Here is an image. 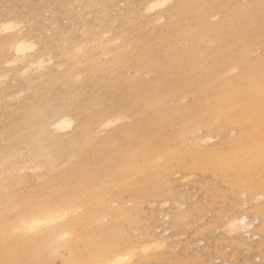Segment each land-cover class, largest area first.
Here are the masks:
<instances>
[{
    "label": "rangeland",
    "instance_id": "374dc122",
    "mask_svg": "<svg viewBox=\"0 0 264 264\" xmlns=\"http://www.w3.org/2000/svg\"><path fill=\"white\" fill-rule=\"evenodd\" d=\"M150 1L0 0V75H8L0 83V232L41 201L54 206L81 191V219L97 211L101 223L92 220L89 237L82 220L69 238L25 243L14 233L13 259L70 264L72 254L91 255L88 247L109 241L140 248L123 264H264L262 166L248 170L264 123L242 115L212 128L194 95L199 84L206 95L220 91L225 78L213 79L214 68L230 70L222 64L231 56L243 60V44L227 49L236 26L247 22L264 35L261 0H173L149 11ZM209 4L210 25L202 21ZM4 21L14 22L13 32L2 31ZM21 37L34 48L9 68ZM263 53L264 43L256 45L226 75L255 71ZM61 115L75 123L64 134L51 126ZM116 116L120 124L101 127ZM241 216L250 233H231L229 221ZM161 238L164 247L144 251ZM5 249L0 238V260Z\"/></svg>",
    "mask_w": 264,
    "mask_h": 264
},
{
    "label": "bare ground",
    "instance_id": "6f19581e",
    "mask_svg": "<svg viewBox=\"0 0 264 264\" xmlns=\"http://www.w3.org/2000/svg\"><path fill=\"white\" fill-rule=\"evenodd\" d=\"M172 1L173 0H151L148 3L147 8L149 11L158 10L162 8L161 5L165 6ZM213 8L214 5L209 4L203 11L202 21L204 22V24L205 23L209 24L207 21V17ZM226 20L228 21V19ZM223 22L227 23L226 21ZM6 23L13 24L14 27L11 28L10 30H5ZM225 23H222L219 29H217V27H213L217 29L214 30V33H216L217 31L218 33H220L224 29V27H226L224 26ZM1 24H2V31L5 32L6 34L13 32V29H15L16 27L14 22L11 21H4ZM255 24L257 25V23ZM252 27L253 26L250 27L247 22L241 23L240 25L235 27L233 34L228 39H226L227 37L225 38L226 42H228V48H227L228 51H232L235 43L243 44V50H242L243 60L240 63H234L235 60L239 57L231 56L230 57L231 59H229L227 63H223L222 66H228V67L231 66L233 69L231 68L230 70L227 71H218L217 68H214L215 75L212 76L213 79L215 77L216 79L222 77L225 78L223 82L219 83V87L222 89L216 93L213 92L212 95L210 94L206 95L208 90L205 89L203 85L199 84V88L194 93L195 102L200 104L201 111L208 113L210 115V119H213L212 122L209 124L212 128H218V122L221 119H231L234 117H240L242 115L245 116L244 119H246V121L253 122L256 127L260 126L259 125L260 122L264 123V91H262V89H264V65H261L258 69L250 73L242 72L240 74H235L231 76H228V74L226 75V73H230V71L242 66L244 62L249 61L251 55L253 54V48L256 45L264 43V35L262 32L258 31L259 27L255 31V33L250 29ZM33 48L34 45L29 40L25 39L24 37L18 39L14 45V53L16 59L12 61H8L6 63L7 66L9 68L14 67V65L20 59L27 58L28 52H30ZM256 60L264 61V53L260 55L259 58H256ZM41 63H42L41 61H39V63L31 62L29 66H34L35 64H41ZM7 76L8 75L6 74L0 75V83L1 80L6 79ZM192 85H193V80L191 79L188 82H186V84L182 88L184 91L187 92L191 89ZM248 94L250 95L251 100L247 99ZM204 95L206 100H200ZM164 102H165L164 100L157 101V103L160 105H164ZM149 104L150 103H146V105ZM220 104L226 105V107L228 108V112L219 111L217 109V106ZM182 106L185 107L186 104H183ZM122 119H123L122 116L108 118L101 123V127L105 129H109L116 124H120L122 122ZM74 125H75L74 120H72V118H70L68 115H61L51 124L53 131L58 134H64L68 132V130L71 129ZM250 149H252L255 152L254 160L251 163V165H249L251 167H249L248 169L249 172L253 174L254 166L256 165L262 166V154H264V139L260 140L259 134L254 135V138L250 143ZM143 162L148 165H152L153 157L150 155H146L143 158ZM242 173L244 172L238 170V174H242ZM252 189H254L253 184H252ZM87 194H88L87 191L74 193L71 196H69V198H71L72 200H67L68 197L62 198L63 201L58 204V200H56L55 203H53L55 204L54 206H48L45 202L41 201L38 206H34L31 208L30 210L31 214L29 216L23 215L22 217L16 219L13 222L14 226L3 231L2 233L0 232V238L3 239L4 241L7 238L8 241L7 244H9L11 237L15 233V226H17L25 218L35 219L40 221L37 232L34 236H29V237L23 236L25 243L28 241H33V243H35L36 241L42 242L45 239V237L52 235L57 240L58 238H62V237L63 238L74 237V234L78 231L77 225L80 220L83 221L82 224L83 230H81V235L89 237L91 233L89 232L88 228L92 220L96 218V215L97 217H99V214L97 211L96 212L89 211L91 218L84 217L81 219V215L78 214L77 208L75 206L76 200L78 201L82 200L85 196H87ZM96 219L99 223L98 224L99 226L101 224L100 220L99 218ZM252 227L253 226L249 223L248 218L246 216H241L237 219H231L229 221V228L231 230V233L236 235H239L241 232L250 233V229ZM64 228L66 230L62 231ZM78 234L79 237L81 238L80 233ZM65 241L67 246L69 247L74 246V244H72L73 243L72 239L69 240L66 239ZM156 241L161 242L163 247L167 243L166 238H161ZM151 243L148 244L150 245ZM148 244L143 246V248H145L144 251H146V249H149ZM72 249L73 248H71L70 250ZM138 249L140 250L139 247L127 248L125 244H115L109 241H104L103 244H96L88 247L89 250L88 253L92 252L91 255L87 253L83 254L82 252L72 254L71 255L72 258L70 259V264H90V262L100 258L109 261L120 260L123 264L126 263L127 261H131L133 259V256H135V254L138 252ZM4 259H13L12 249H10L9 247L5 249L3 260Z\"/></svg>",
    "mask_w": 264,
    "mask_h": 264
},
{
    "label": "snow or ice",
    "instance_id": "6c2138e0",
    "mask_svg": "<svg viewBox=\"0 0 264 264\" xmlns=\"http://www.w3.org/2000/svg\"><path fill=\"white\" fill-rule=\"evenodd\" d=\"M163 6L164 5H161V7ZM261 8L262 10H264V0H261ZM13 27H14L13 24H10V23L5 24V30H10ZM262 91H264V89H262ZM260 178L261 180H264V154H262V170H261ZM65 195H70V193H65ZM39 223H40L39 220L25 218L17 226H15V233L22 235V236H26V237L34 236L37 232ZM7 243L8 241L6 238L5 240L6 248H7ZM52 243H55V241H53ZM149 247L159 249L163 247V245L161 242L156 241V242L151 243ZM147 250L148 249H146V251ZM0 264H44V262L26 259V258H19V259L0 260ZM90 264H122V262L120 260L109 261V260L100 258V259L90 262ZM173 264H177V262H173Z\"/></svg>",
    "mask_w": 264,
    "mask_h": 264
}]
</instances>
